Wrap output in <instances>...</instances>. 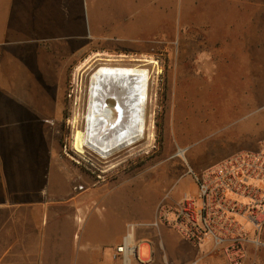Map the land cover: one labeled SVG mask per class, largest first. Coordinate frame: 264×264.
<instances>
[{
    "label": "crops",
    "instance_id": "0c3cea01",
    "mask_svg": "<svg viewBox=\"0 0 264 264\" xmlns=\"http://www.w3.org/2000/svg\"><path fill=\"white\" fill-rule=\"evenodd\" d=\"M159 1L0 0V264H192L201 255L203 250L171 225L152 224L162 195L149 205L133 194L112 200L115 209L111 213L89 221V234L97 238L89 248L64 243V237L71 233L72 222L89 219L100 196L91 199L89 194L42 193L53 172L64 170L59 164L56 124L64 104L75 40L149 39L163 32L169 21V5L167 1L158 5ZM228 1L233 6L240 0ZM261 3L264 6V0ZM148 4L152 5L149 12L133 18ZM251 55L259 53L243 57L249 59ZM262 91L264 97V88ZM251 117L219 135L210 146L195 151L189 156L190 166L201 170L239 150L258 148L264 139V109ZM215 119L200 117L201 136L222 128L213 124ZM177 196L169 200L170 196L166 202L181 197ZM49 202L56 213L53 223L57 228L47 243L34 236L37 221L33 219L37 220ZM63 213L68 216L63 217ZM132 223L139 226L132 228ZM124 242L138 245L141 259L130 256L125 263L121 256L116 258V249ZM200 264L226 262L220 256H210ZM244 264H264V246L249 243Z\"/></svg>",
    "mask_w": 264,
    "mask_h": 264
},
{
    "label": "rangeland",
    "instance_id": "374dc122",
    "mask_svg": "<svg viewBox=\"0 0 264 264\" xmlns=\"http://www.w3.org/2000/svg\"><path fill=\"white\" fill-rule=\"evenodd\" d=\"M166 1L169 5L168 24L163 32H156L149 39L95 41L90 37L75 40L64 104L56 124L59 164L64 170L53 172L51 183L43 186L42 193L50 190V195L89 194L91 199L100 197L88 220L85 217L83 221L70 224L72 231L65 234L64 243L76 247L84 244L91 248L97 238L89 234L92 228L89 221L92 223L97 215L103 217L111 213L115 208L110 202L119 196L133 194L149 205L167 193L171 196L169 200L177 195L180 197L182 193L180 195L179 191L195 194L196 182L192 174L187 173L189 156L210 146L219 135H225L242 120L263 112V0H259L260 3L258 0L234 1L233 6L228 0H160L158 5ZM151 7L148 4L140 8L133 18L149 12ZM249 53L259 55H251L249 59L243 57ZM95 54L99 55L81 73V114L88 99L89 77L96 68L104 64L145 63L143 66L148 67L152 74L148 114L153 127L145 139L115 156L103 159L89 151L90 160L87 161L72 149V121L78 93V67ZM122 54L127 56L121 57ZM111 56L122 60H104ZM144 58L148 61L134 60ZM246 61L249 62L247 73ZM112 97L108 98L109 104L115 103ZM200 117H216L213 124L218 123L222 128L207 131L201 136L203 121ZM180 149H184L183 154H180ZM1 208L0 205V226ZM62 216L67 217L68 214L63 213ZM33 220L37 221L34 234L37 240L50 242L51 233L57 228L53 223L56 213L51 202L37 220ZM130 226L134 228L139 223ZM62 227L66 228V222ZM262 233L261 239L264 240V227Z\"/></svg>",
    "mask_w": 264,
    "mask_h": 264
},
{
    "label": "built area",
    "instance_id": "2783aa9c",
    "mask_svg": "<svg viewBox=\"0 0 264 264\" xmlns=\"http://www.w3.org/2000/svg\"><path fill=\"white\" fill-rule=\"evenodd\" d=\"M187 173L197 192L169 203L170 193L165 194L152 224H169L202 249L192 264L210 256L244 264L249 243L264 246V139L256 149L239 150L201 170L188 165ZM119 256L125 263L130 256L141 259L138 245L126 242L117 247Z\"/></svg>",
    "mask_w": 264,
    "mask_h": 264
},
{
    "label": "bare ground",
    "instance_id": "6f19581e",
    "mask_svg": "<svg viewBox=\"0 0 264 264\" xmlns=\"http://www.w3.org/2000/svg\"><path fill=\"white\" fill-rule=\"evenodd\" d=\"M99 54L83 61L78 67L76 76L78 93L72 121V149L87 161L90 160L89 151L98 154L103 159L115 156L145 139L148 130L153 127V121L149 120L148 114L152 74L148 67L143 66L145 63L104 64L96 68L89 77L88 99L85 111L81 114L79 96L83 84L81 73L87 70L85 69L87 65ZM120 56L126 57L127 55ZM104 60L120 61L122 59L111 56ZM134 60L148 61L147 58ZM110 96L116 98L117 102L112 107L108 103ZM179 152L183 154L184 149H180Z\"/></svg>",
    "mask_w": 264,
    "mask_h": 264
},
{
    "label": "water",
    "instance_id": "95a60500",
    "mask_svg": "<svg viewBox=\"0 0 264 264\" xmlns=\"http://www.w3.org/2000/svg\"><path fill=\"white\" fill-rule=\"evenodd\" d=\"M112 98H114V97H112ZM114 100H115V103L114 104H109V106H113V105H116L117 104V102H116V98H114Z\"/></svg>",
    "mask_w": 264,
    "mask_h": 264
}]
</instances>
